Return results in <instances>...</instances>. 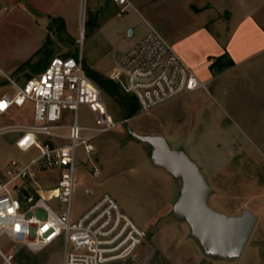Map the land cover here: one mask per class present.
Wrapping results in <instances>:
<instances>
[{"label":"rangeland","instance_id":"obj_1","mask_svg":"<svg viewBox=\"0 0 264 264\" xmlns=\"http://www.w3.org/2000/svg\"><path fill=\"white\" fill-rule=\"evenodd\" d=\"M110 4L115 6L112 0H0V68L21 83L39 73L53 56L81 55L83 74L95 85H88L84 97L96 106V113L105 114L115 122L93 139L96 152L92 163L81 148L77 150L72 216L79 215L103 193L111 194L137 225L149 232V238L136 255L124 264H264V50L251 51L237 66V70L245 71H230L231 55L224 48V53L210 59V64H214L211 71L213 76L222 70L229 73L207 82L206 89L185 92L148 111H141L137 105L136 112L125 120L126 101L134 97L118 86L113 93L102 90L90 74L101 81L110 79L111 54L123 46L121 38L125 42L129 39L130 27L135 28L133 37L138 36L146 25L144 21L142 25L131 19L130 8L125 13L117 9L119 17L101 21L109 13L105 7ZM146 5L145 18L162 34L163 30L186 31L204 21L209 29L216 28L215 33L222 41L227 39L230 30L225 18L227 12L219 16L222 24L214 27L216 19L212 17L218 8L194 17L185 7V0H147ZM250 7L252 19L264 23V0H251ZM42 8L49 9L50 14L40 11ZM243 11L234 10L232 22ZM128 23H131L129 28ZM234 41L231 44L234 48L241 45L238 38ZM170 44L179 54L177 46ZM192 45L202 48L198 40ZM203 54L204 50H199L196 56L202 58ZM184 62L204 81L198 73L204 67L197 69ZM104 86L110 88L108 83ZM11 91L9 82L0 74V95ZM94 110L81 103L77 109L78 123L97 126ZM31 114L32 105L27 102L24 108L1 116L0 126L28 124ZM70 121L66 112L64 123ZM129 130L162 135L172 148L184 150L198 164L212 188L208 203L213 209L228 215H238L247 209L256 216L240 257L224 260L204 254L201 245L190 235L187 223L172 214L180 181L154 165L150 146L131 136ZM13 137L12 131L0 132V177L10 160L25 162L38 153L35 148L17 149ZM93 163L99 170L96 175L92 173ZM56 173L50 169L38 175L50 185L57 179ZM85 189L90 192L85 193ZM49 204L60 210L56 200ZM0 245H7L5 237H0ZM10 249L16 251L18 264H61L62 248L58 242L35 253L15 246Z\"/></svg>","mask_w":264,"mask_h":264},{"label":"built area","instance_id":"obj_2","mask_svg":"<svg viewBox=\"0 0 264 264\" xmlns=\"http://www.w3.org/2000/svg\"><path fill=\"white\" fill-rule=\"evenodd\" d=\"M113 1L120 12L134 8L129 0ZM112 61L109 78L135 98L141 111L185 92L206 89L207 82L198 79L151 25L129 48L113 51ZM83 71L81 55L53 56L39 73L21 83L0 68L12 88L0 95V117L12 107L24 108L27 102L32 105L28 124H10L0 130L17 134L13 141L17 149L35 148L38 152L25 162L10 160L0 177V237L7 240L6 246L0 245V264H18L17 253L10 246L35 253L55 242L62 248L61 264H124L149 238L148 230L137 225L107 192L72 216L77 150L81 148L91 160L93 139L115 125L105 114L96 113V106L84 97L88 85H95ZM81 103L95 111L97 126L78 123ZM66 112L71 117L67 124ZM50 169L57 171V179L46 185L38 173ZM92 173H98L95 165ZM52 200L60 210L51 207Z\"/></svg>","mask_w":264,"mask_h":264},{"label":"water","instance_id":"obj_3","mask_svg":"<svg viewBox=\"0 0 264 264\" xmlns=\"http://www.w3.org/2000/svg\"><path fill=\"white\" fill-rule=\"evenodd\" d=\"M130 28L128 34L132 35ZM135 139L150 146V159L180 181L178 197L172 205L175 219L184 220L190 235L201 245L208 257L230 260L241 256L254 228L256 216L247 209L228 215L213 209L209 203L212 188L198 164L181 148H172L158 134L137 133Z\"/></svg>","mask_w":264,"mask_h":264},{"label":"crops","instance_id":"obj_4","mask_svg":"<svg viewBox=\"0 0 264 264\" xmlns=\"http://www.w3.org/2000/svg\"><path fill=\"white\" fill-rule=\"evenodd\" d=\"M146 1L147 0H130V2L132 3L134 7V8L130 7L131 13L133 15L131 19H135V22H139L141 24L144 21L146 27L144 31H142L136 37H133L135 33V28L130 27L133 30V33L132 35H129L127 33L129 39L126 42L123 40V38H121V41L124 42V44L122 47H120L119 50H125L129 48L133 43H135L138 39L144 36L145 33L148 31L150 25L155 27L152 21H149V19L145 18L144 16L145 14L144 12H148ZM229 1L230 0L228 1L227 0H185V7L191 10V14H193L194 17L199 15L198 13L209 12V11H212L214 8L215 9L218 8V10L216 11V14L212 17L216 19L214 21L215 22L214 27L220 26L222 24L220 21H218L219 16L227 12L226 14L227 16L225 15V18H226L227 24L230 26V30H229L227 39H225L224 41H222L218 37V35L215 33L216 28L209 29L207 27V22H204V21L191 29L189 28L186 31H178L174 33L170 31L166 32L165 30H163V36L167 37L170 40V42L174 43L177 46L180 55L178 53L177 54L184 61L186 60L187 62H189V64L196 67L197 69H199L200 67H204L203 68L204 70H198V73L202 75V78H204L203 80L205 82L214 81L215 78L219 76V74L229 73V70H224V71L222 70V72L219 73L217 76H213L212 71H211L213 66H211L210 64V61H211L210 59L212 58L214 59V56L218 54L221 55L222 53H224V48H226L227 51H229L231 55L230 60L233 61L232 63L233 67L230 69V71H245V70H237V66H239V64L245 61V58L250 55L251 51L252 53H257V52H261L262 50H264V23H262V20L255 21L252 19L253 13H251L252 9L250 7L251 0H231L232 2L231 4ZM113 3L115 4V6H112V4H110L111 6H109L108 8L105 7V9H107V12L109 11V13L105 15V17L102 18L101 21L107 17L111 18L114 16H117V17L120 16L117 11V9H119V6L114 1ZM234 10H237V12L243 11V10L244 11L240 14L238 13L239 15L236 17V21L232 22V19H234ZM40 11H44L50 14L49 9L47 8H42L40 9ZM63 20L65 21L64 17H63ZM111 21L112 20L110 19V22ZM99 24L96 25L94 30L99 26ZM130 24L131 23H128L127 28H129ZM64 27L66 28V21L64 23ZM243 27H246V29H243ZM235 28L237 29L235 30ZM238 28L240 29L239 31H238ZM74 29L76 31V27H74ZM71 37H74V36L71 35ZM237 38L241 41V45L234 48L233 47L235 43L234 40ZM194 40H198L202 48H196L195 46H193L192 43L194 42ZM240 41H236V42L239 43ZM179 44H182V45L184 44L185 46L184 48L186 50L183 48L182 45H179ZM199 50H204V54H203L204 56L202 58L200 57L197 58L196 56ZM70 56H75V55H70ZM112 56H113V53L111 54V58ZM112 66H113V61H112ZM208 67L210 68L208 69ZM104 70L105 72H107L106 71L107 69H104ZM14 109H17V108L12 107L8 112ZM4 126L6 125L0 126V128ZM16 135L17 134L14 133L13 141ZM95 152H96V149L94 146V153ZM91 157L92 159L90 162L92 163L94 161V155ZM93 165L94 163L92 164V166ZM84 192L89 193L90 191L89 189H85Z\"/></svg>","mask_w":264,"mask_h":264},{"label":"trees","instance_id":"obj_5","mask_svg":"<svg viewBox=\"0 0 264 264\" xmlns=\"http://www.w3.org/2000/svg\"><path fill=\"white\" fill-rule=\"evenodd\" d=\"M219 58H221V57H219ZM219 58H217L216 60H215V62L216 61H218V59ZM233 63V61L232 60H230V64H232ZM211 66H214V64H211ZM83 68H84V66H83ZM91 75V76H90ZM89 76L94 80V81H96L97 82V84L100 86V88L103 90H106V91H108L109 90V92L110 93H113V92H115V91H117V86H118V84L116 83V82H114L113 80H111V79H104V80H100L99 78H96V77H94L92 74H90ZM108 83L109 85H110V88L108 89V88H106L105 86H104V83ZM119 87V86H118ZM126 94V93H125ZM132 99V98H131ZM127 103H126V108H125V114H126V116H125V119L126 118H129V117H131L135 112H136V109H137V102H136V100H135V98L134 99H132V101H126Z\"/></svg>","mask_w":264,"mask_h":264},{"label":"snow or ice","instance_id":"obj_6","mask_svg":"<svg viewBox=\"0 0 264 264\" xmlns=\"http://www.w3.org/2000/svg\"><path fill=\"white\" fill-rule=\"evenodd\" d=\"M45 228H47V226H45Z\"/></svg>","mask_w":264,"mask_h":264},{"label":"bare ground","instance_id":"obj_7","mask_svg":"<svg viewBox=\"0 0 264 264\" xmlns=\"http://www.w3.org/2000/svg\"><path fill=\"white\" fill-rule=\"evenodd\" d=\"M81 36V35H80Z\"/></svg>","mask_w":264,"mask_h":264}]
</instances>
